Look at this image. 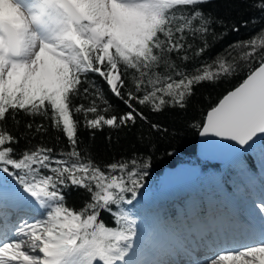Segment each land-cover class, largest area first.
<instances>
[{"label": "snow or ice", "instance_id": "obj_1", "mask_svg": "<svg viewBox=\"0 0 264 264\" xmlns=\"http://www.w3.org/2000/svg\"><path fill=\"white\" fill-rule=\"evenodd\" d=\"M205 3L0 0V264H139L131 208L151 162L134 157L101 167L81 148V128L119 130L147 122L145 107L185 108L196 86L243 67L245 77L207 111L200 135L241 149L264 137V26L194 63L215 36L217 21L200 7ZM104 85L127 111L115 112ZM21 116L30 136L9 130ZM50 130L61 147L43 142ZM37 135L41 142L32 145ZM21 138L29 147L18 151ZM71 188L89 193L79 209L66 203ZM9 199L34 214L13 222L2 211ZM255 207L259 230L219 244L205 264H264V200Z\"/></svg>", "mask_w": 264, "mask_h": 264}, {"label": "trees", "instance_id": "obj_2", "mask_svg": "<svg viewBox=\"0 0 264 264\" xmlns=\"http://www.w3.org/2000/svg\"><path fill=\"white\" fill-rule=\"evenodd\" d=\"M200 7L217 23L213 24L215 36L209 35L207 38L210 48L194 61L197 64L201 60L210 61L217 53L224 52L229 44L248 39L264 26V12L259 10V0H207ZM234 28L239 31H233ZM195 43L201 46L199 40ZM176 63L184 66L179 59ZM186 67L191 69L193 63H188ZM247 71L242 67L233 77L196 86L185 108H165L161 112L143 108L147 122L138 121L135 126L119 130L105 127L94 134L81 128V148L101 167L134 157L147 158L151 162L149 174L144 178L145 186L131 208L138 220L140 234L136 255L132 258L139 264L145 263L151 256L162 254V242L170 245L166 239H179L186 229L200 224L218 210L224 211L226 200L241 203L264 199V140L254 152L230 166L202 164L196 150L201 130L199 125L203 123L207 111L238 86ZM98 83L102 82L98 80ZM103 90L117 114L127 111L106 85ZM19 119V126L14 127L10 122L9 130L17 136H30L25 128L28 118L21 116ZM151 124L159 125V129H153ZM57 135L50 130L43 137V142L59 148L62 145L57 143ZM40 142L39 135L32 139V145ZM27 147L26 139L21 138L18 151ZM182 163L202 165L195 186L172 195H162L156 189L150 191L151 181L160 177L165 168ZM88 199L89 193L82 189L71 188L66 192L67 205L76 209L81 208ZM101 218L111 223V217L106 212L101 214Z\"/></svg>", "mask_w": 264, "mask_h": 264}, {"label": "water", "instance_id": "obj_3", "mask_svg": "<svg viewBox=\"0 0 264 264\" xmlns=\"http://www.w3.org/2000/svg\"><path fill=\"white\" fill-rule=\"evenodd\" d=\"M263 140L264 137L258 138L251 147L241 149L232 142L199 135L196 146L197 156L202 161L230 165L253 152ZM200 171V166L189 163L168 167L158 177L157 186L163 193L180 191L194 185Z\"/></svg>", "mask_w": 264, "mask_h": 264}, {"label": "bare ground", "instance_id": "obj_4", "mask_svg": "<svg viewBox=\"0 0 264 264\" xmlns=\"http://www.w3.org/2000/svg\"><path fill=\"white\" fill-rule=\"evenodd\" d=\"M12 205H6V209L13 211ZM5 210V208H4ZM232 221L234 225L226 226L222 223H218L211 228L206 234L203 235L201 244L193 251L182 252L176 257H171L167 264H205V261L209 256L214 254V249L221 243L230 239H239L243 234L251 230H259L261 225H256L254 221H250L239 215V213H232ZM198 253L202 256L198 260Z\"/></svg>", "mask_w": 264, "mask_h": 264}, {"label": "rangeland", "instance_id": "obj_5", "mask_svg": "<svg viewBox=\"0 0 264 264\" xmlns=\"http://www.w3.org/2000/svg\"><path fill=\"white\" fill-rule=\"evenodd\" d=\"M260 201L261 200H258V199L255 201L253 200V202L249 201L250 203H248L247 208H246L247 214H244L246 212L242 213L243 217L244 215H246L245 216L246 219H249L250 221H254L257 226L261 225V221L259 219V212L256 209L255 205L259 203ZM7 204L12 205L11 207L13 208V211L11 212V211H8L7 209L2 210V211L8 212L11 215L13 222H15L18 216H28V215L34 214L29 209L25 208L23 205L19 204L18 202L12 199H9ZM227 205H228V208L233 207V205H230V202ZM221 222H226V224L228 225L235 224V222L232 221V217L230 215L229 222H228V219H226L225 221L223 219H217L214 222H210V221L208 222L211 225L213 224L210 228L203 225V227H199V228L194 227L191 231L186 230L185 232H182L183 235H180V239H182L184 242H182L181 244L179 242H175L173 244V241H171V250H167L165 254L157 260H155L154 258L152 260H149L150 262H148L147 264H167L170 261L171 257H176L178 254L182 252H187L190 250L193 251L194 249L198 248L199 244L202 243L201 240L203 238V235L206 234V232L209 231L211 228H213L214 226H216L218 223H221ZM165 249L166 247L164 248V250ZM201 257L202 256L198 253V260H200Z\"/></svg>", "mask_w": 264, "mask_h": 264}]
</instances>
